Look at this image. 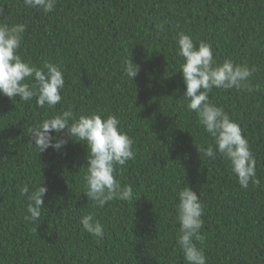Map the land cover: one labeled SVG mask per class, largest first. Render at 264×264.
<instances>
[{
  "label": "trees",
  "instance_id": "1",
  "mask_svg": "<svg viewBox=\"0 0 264 264\" xmlns=\"http://www.w3.org/2000/svg\"><path fill=\"white\" fill-rule=\"evenodd\" d=\"M0 23L25 24L19 55L37 67L59 63L65 79L53 109L0 95V264H186L176 220L186 186L203 205L204 240L196 243L207 264H264V0H57L48 14L0 0ZM181 32L210 43L219 62L255 66L248 87L213 88L209 99L242 128L259 185L242 188L226 159L199 154L212 139L183 101ZM131 59L133 81L122 68ZM68 108L119 119L135 159L117 179L133 200H88L86 145L66 130L52 133L67 140L59 150L33 148L29 129ZM42 182L45 207L35 223L25 221L19 189ZM89 213L104 226L102 238L83 230Z\"/></svg>",
  "mask_w": 264,
  "mask_h": 264
},
{
  "label": "clouds",
  "instance_id": "2",
  "mask_svg": "<svg viewBox=\"0 0 264 264\" xmlns=\"http://www.w3.org/2000/svg\"><path fill=\"white\" fill-rule=\"evenodd\" d=\"M56 3L57 0H23L24 7L44 14L52 12ZM25 32V24L0 23V95L12 100L18 97L25 102L35 97L39 107L47 105L53 109L61 102V91L65 87L61 66L45 61L41 67H37L24 61L18 50ZM176 40L177 55L183 59L179 72L182 73L186 88L182 96L184 104L189 111L195 112L198 123L212 139L207 147H196L199 154L209 159H215L219 154L226 159L242 188L247 189L250 183L259 185L256 160L242 128L222 107L209 99L213 88L229 90L248 87L249 78L256 71L255 66L249 68L246 64H235L230 59L219 62L214 59L210 43H194L193 38L183 32L177 34ZM122 68L132 81L139 72V67L132 59L124 61ZM64 130L67 137L86 145L87 167L83 177V193L88 200L98 207H103L113 199L133 200L132 187L122 185L117 179L118 169L135 159L133 140L121 130L119 119L111 113L105 116L96 112L77 117L68 108L29 129V136L35 145L33 148L38 149L39 153L49 147L59 150L67 140L52 133L59 134ZM47 191L43 182L31 190L27 184L20 187V195L27 201L25 221L35 223L40 218ZM177 195V244L186 264H207L203 248L197 247L196 243L204 240L201 234L204 210L199 195L189 186L178 190ZM80 224L89 234L103 237L104 226L93 214L82 215Z\"/></svg>",
  "mask_w": 264,
  "mask_h": 264
}]
</instances>
